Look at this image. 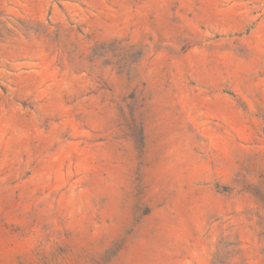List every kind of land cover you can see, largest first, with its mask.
<instances>
[{
  "label": "rangeland",
  "instance_id": "1",
  "mask_svg": "<svg viewBox=\"0 0 264 264\" xmlns=\"http://www.w3.org/2000/svg\"><path fill=\"white\" fill-rule=\"evenodd\" d=\"M0 264H264V0H0Z\"/></svg>",
  "mask_w": 264,
  "mask_h": 264
}]
</instances>
